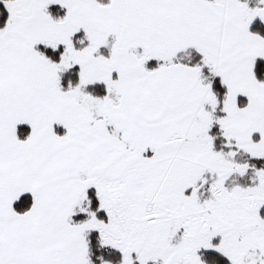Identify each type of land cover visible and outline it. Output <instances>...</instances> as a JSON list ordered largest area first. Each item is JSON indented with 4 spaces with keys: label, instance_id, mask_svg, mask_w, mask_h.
I'll use <instances>...</instances> for the list:
<instances>
[{
    "label": "snow or ice",
    "instance_id": "6c2138e0",
    "mask_svg": "<svg viewBox=\"0 0 264 264\" xmlns=\"http://www.w3.org/2000/svg\"><path fill=\"white\" fill-rule=\"evenodd\" d=\"M0 264H264V0H0Z\"/></svg>",
    "mask_w": 264,
    "mask_h": 264
}]
</instances>
